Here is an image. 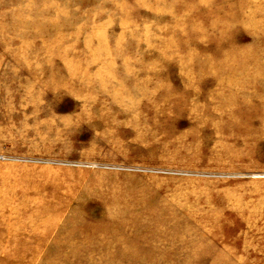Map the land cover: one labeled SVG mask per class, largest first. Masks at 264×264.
Here are the masks:
<instances>
[{"label": "rangeland", "instance_id": "obj_1", "mask_svg": "<svg viewBox=\"0 0 264 264\" xmlns=\"http://www.w3.org/2000/svg\"><path fill=\"white\" fill-rule=\"evenodd\" d=\"M0 264H264V0H0Z\"/></svg>", "mask_w": 264, "mask_h": 264}]
</instances>
